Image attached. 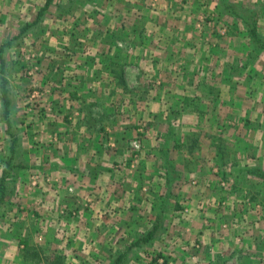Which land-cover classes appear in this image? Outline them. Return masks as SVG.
<instances>
[{"label":"crops","instance_id":"1","mask_svg":"<svg viewBox=\"0 0 264 264\" xmlns=\"http://www.w3.org/2000/svg\"><path fill=\"white\" fill-rule=\"evenodd\" d=\"M14 1L0 0V12L7 13ZM98 1V9L88 14L92 17L82 6L75 10L76 18L72 11H63L65 20H89L91 26L58 29L57 34L81 38L48 44L45 53L48 63L41 70L47 69L44 75L51 80L38 84L45 87L50 104L44 102L55 120L49 119L51 126L41 114L30 123L39 132L31 139L26 174L18 177L16 194L22 203L15 223L28 225L44 239L40 247L31 238L19 239V262L31 258L35 264H87L89 256H102L113 263L121 257L115 264H131L136 258L142 259L137 264H158L149 260L161 251L170 256L169 264H184L183 257L188 264L193 254L205 259L203 264H238L246 249L249 256L263 260L264 218L260 220L253 205L264 210V201L257 199H263L264 184L251 169L264 163V62L250 57L237 8L264 0ZM256 15L258 20L261 13L257 10ZM58 16L52 17L53 25ZM51 25L50 32L56 34L57 25ZM59 57L63 65L58 67ZM179 65L183 69L174 73ZM156 82V87L147 85ZM139 117L148 120L143 131L134 120ZM153 121L159 128L155 137ZM133 127L142 133H134ZM135 136H143L145 143L137 153L142 163L126 178ZM213 167L224 169L231 180L223 191ZM48 173L57 179L46 182ZM32 174L41 177L35 187ZM249 179L261 189L248 187ZM217 192L228 195L231 203L208 202L212 213L203 221L191 213L186 227L196 229L178 223L184 219L163 218L150 253L137 246L129 249L161 214L163 207L152 214L157 196L170 200L177 194L173 204L185 214L198 207L203 196ZM9 219L0 222L4 251L13 247L7 231L16 226ZM69 231L77 232L72 241ZM66 237L68 243L58 246ZM34 250L36 259L26 254ZM8 255L0 253L4 264Z\"/></svg>","mask_w":264,"mask_h":264},{"label":"rangeland","instance_id":"2","mask_svg":"<svg viewBox=\"0 0 264 264\" xmlns=\"http://www.w3.org/2000/svg\"><path fill=\"white\" fill-rule=\"evenodd\" d=\"M83 2V5H80L81 2L80 0H75V1H68V0H52L50 1V3L47 5L46 10L43 12L39 22L31 27H29L26 31H23L21 33V28L25 25V23L28 22H32L35 18L36 15L39 11V9L41 7H43L46 3V0H23V2L21 0H15L14 2L10 3V6L8 7L7 13L6 12H0V16L2 15V23H0V42L1 41H6L10 38H12L13 36L20 34L19 38L15 39L12 43V45L6 49L5 55L8 61V72H7V77H8V82H9V90H10V94L11 97L14 100V110H13V114H12V121L14 123V130L16 131V133H18V136L21 138V146L18 148L19 149V153L23 156V159H25V163L30 159V155L32 154L30 148L32 147V136L37 134L39 132V130H37L36 128L38 126H36V128H31L30 123L32 124L33 121L37 120V118L41 117V114L43 115V119L44 122H46L47 124L49 123V125H53V122H51L49 119L52 118L55 120L54 115L52 114L53 112L51 111V109H47L49 106L46 102H44L45 100L47 101V92L44 91L45 87L44 85H40L38 84V81H40L41 79H46L44 84L47 83L49 79L47 76H45L44 74L47 72L45 69L41 70V67L43 64L48 63L47 62V57L45 56V53H47V47L48 44L50 45H54L55 43L57 44H62L64 42H67V44L71 43V42H75L76 40H79L81 37L80 35H76L75 37L66 35V34H57V30L58 29H64L65 26H71L74 25L75 27H79L78 31L80 29H82V27H90V21L86 20L87 22H81V20H77V21H73L70 18L68 20H65L64 18L66 13H63V11H72V16L73 18H76V12L75 10L77 9H81V6L83 7V12L84 14H87V17H92L91 15H88L91 11L98 9L97 7H99L98 5L100 4V1L98 0H88L87 2L84 0H81ZM22 2V3H21ZM124 4V3H123ZM117 6H119V3H116ZM256 6H250L254 9L251 8V10L248 8L245 9H239L237 8V10L240 11L241 15L244 14H250L247 13L248 11L251 12H256L257 10L261 13V17L257 20V27H258V32L260 33L261 37L264 39V2L263 3H258L255 4ZM256 8V9H255ZM11 11H16L18 12L17 14H13L11 13ZM59 13H61L62 15H60ZM54 15H59L58 17H56L57 19V23H55V25H53V19L52 17ZM68 16V15H66ZM52 21V22H51ZM94 21V20H93ZM95 23V21H94ZM52 24V25H51ZM93 24V23H92ZM50 25L51 26H56V34H52L50 32ZM80 25V26H79ZM94 25V24H93ZM48 26H49V31H48ZM72 37V38H71ZM57 38H60V40H58ZM73 39V41L71 40ZM248 41V47H249V52H250V57H256L261 59V61L264 62V50L263 49H258L257 48V44L255 43L254 40H250L249 37L247 39ZM34 56V57H33ZM42 61V63H41ZM63 61V57H59V59L57 60V64L58 67L62 64ZM40 63V65H39ZM57 67V68H58ZM179 67V69H178ZM264 67V65H263ZM258 70H260V67H257ZM178 70H173L174 73H177L178 71L181 72V70L183 69L182 66H177ZM42 71V72H41ZM60 71V70H58ZM41 72V73H40ZM259 73V71H257ZM264 72V71H263ZM39 74V76H38ZM257 75V74H256ZM39 77V78H38ZM250 80V79H249ZM50 82V81H49ZM154 81L150 82L153 83ZM264 82V81H261ZM260 82V83H261ZM158 82L154 83V84H147L149 88H153L156 87L154 86L155 84H157ZM50 84V83H49ZM159 85V84H158ZM260 89L261 91V95L260 97H262L264 99V83H262L260 85ZM34 91H40L43 92V96L40 98H35V99H31L30 95L34 92ZM48 102V101H47ZM46 104V108H44L43 106H41L42 104ZM49 103V102H48ZM50 104V103H49ZM1 111H2V104H1V100H0V173H1V168L4 165V161L9 153V144H10V138L7 135V133L5 132V126L1 120ZM66 117V116H65ZM65 117H62V121L65 122ZM67 120V118H66ZM135 121H137V125L140 126V128L142 129L141 131L144 130V127L147 123L148 120L142 119V118H138V119H134ZM43 122V123H44ZM146 122V123H145ZM172 122H175V120H172ZM145 123V125H144ZM155 122H151V134H153L152 137H155L154 134L157 133L158 131V127L155 126ZM56 125H60V121L57 122ZM132 125V124H131ZM51 126L47 129H45L47 132H49ZM53 128H55V125L53 126ZM132 130L134 131V133H142V132H135L134 127L132 128ZM140 131V130H138ZM57 137V135H56ZM137 136H135L134 138H136ZM143 137V136H142ZM142 137H139L141 139V142L143 143V139ZM160 137L159 135L156 136ZM34 143V142H33ZM145 145V143H143ZM33 145V144H32ZM145 147V146H144ZM143 148V146H142ZM142 148L140 151H142ZM130 152V150H129ZM134 159V160H133ZM140 159H138V157L133 156L132 158V153H131V158L130 163H134V166L132 169H128L127 166V173L129 174H125L127 175L126 178L130 175H132L131 173H134V171H139L140 168L139 166L141 165L142 162H140ZM263 159V156H262ZM264 161V159H263ZM126 165V164H125ZM123 167L120 166V171H123L122 169ZM254 168H260L264 170V163L260 162L258 163ZM26 169V168H25ZM25 169L22 170H17L15 171L16 174V181L14 182V193L13 195L9 198V200L1 205L0 207V222L5 220V218H10L9 220H13V222H9V224L13 227H15V229H11L9 228L7 233L9 234V232H11L8 237L10 238V240L12 241V246L10 247L8 250H3V247L1 248V244H0V253H7L9 254L7 256V260H8V264H35L33 262V260L31 258H28L26 260L25 263H21L19 262V256H16V250L19 249V244H20V240L19 239H23V240H27L29 241L31 238L30 242H34V244H36L38 247H40L39 243H42L43 239H44V235L38 233L37 231L33 233V231L31 229H29V226L27 225L26 227L23 226H19L16 225V217L19 216L20 211H21V203L18 200V195L16 194V188H17V184L19 182H17L19 179L18 177H21L23 174H26ZM142 170V169H141ZM219 173V170H215V168L213 167L212 169V173L216 174ZM220 176V175H219ZM28 177V175H27ZM259 180H261L259 177H257ZM217 183L219 185V188L221 191H223L224 189H226V185H227V181L228 183H230V179L226 180H222L221 176L217 177ZM128 180V179H127ZM257 180V179H256ZM244 182H246L245 180H243ZM262 183L264 184V181L261 180ZM136 182H134L133 184H135ZM197 184V183H194ZM248 187L251 188H255L257 187L258 189H261L260 184L257 183V181L255 182V179L250 180L248 182H246ZM260 186V187H259ZM20 187V185H19ZM263 187V186H262ZM262 193L264 194V187L262 190ZM220 194V195H218ZM243 195V194H242ZM175 196H178L177 194H173L170 197V200L166 198L162 199L160 198V196H157V198L155 199V203L158 204L157 207L155 206H151L152 207V214L153 217L155 216V214H158V212H161V216L162 219L163 218H175L178 220L184 219L183 221H180L178 223H183L182 225H184V228H190L186 227L187 225H189V221L191 219V213H195L197 214V217L195 218H199L200 215L203 217L202 221L208 217L209 212L207 211L208 207L207 204L208 202H211V204H213V202H218V201H222L224 202L223 206L228 205V203H231V200L229 199V196H225L222 195L221 193L216 194L214 198L213 196L206 198L203 196V198L201 199V202L199 204L198 207H195V209H192L191 211H189V209L184 213H182V209L176 208V205L173 204V198ZM222 197H224L223 199H221ZM203 200V199H205ZM237 198V197H236ZM256 198V197H255ZM263 199H260L257 197L258 200L264 201V196L261 197ZM167 199V200H166ZM169 200V201H168ZM168 201V202H167ZM166 203H170L172 206H167ZM163 207V210L160 209ZM211 207H213V205H211ZM253 207H255L254 209L259 211L257 216H259L260 220L264 218V214L263 211L261 210V205L258 203H255L253 205ZM203 209V210H202ZM210 209V208H209ZM188 213V214H187ZM263 215H261V214ZM187 214V215H186ZM72 215V214H71ZM78 213H75V215H72L74 217H77ZM204 215V216H203ZM190 216V217H188ZM251 217V216H250ZM207 219V218H206ZM259 220V219H258ZM257 220V221H258ZM196 221V219H195ZM256 221V220H255ZM197 222V221H196ZM65 228V227H64ZM69 228H71V226H69L68 224V230H70ZM196 229L195 227H191L189 230L191 229ZM179 230L180 229H176ZM1 229H0V237L2 236L3 233H1ZM64 232V231H63ZM171 233H174L175 231H169ZM38 233V234H37ZM178 233V232H176ZM55 234V233H54ZM57 234V233H56ZM55 234V235H56ZM68 234H71V240H74V238H76L77 232L76 231H69ZM54 235V236H55ZM63 237V241H64V236ZM68 237H66V242H61L60 244H58V246H65V244L68 243ZM256 241L259 239L256 238ZM261 240V238H260ZM22 241V240H21ZM248 242V241H247ZM246 242V243H247ZM250 242V241H249ZM248 242V243H249ZM10 243V244H11ZM123 244L128 245V243L123 242ZM248 246H250L249 244H246ZM103 246V244H102ZM173 246V245H172ZM262 246H264V243L262 244ZM32 247V246H31ZM152 248V244L150 243H143L141 244L140 247L137 246V250H146V252H151ZM29 255V254H28ZM74 261H76V259L70 258ZM108 257H102V256H89L87 259H84L85 262H87V264H113L111 259L110 261L108 260ZM72 260L70 262H72ZM127 262L131 261V259H124ZM142 261L141 258H136V262L131 261V264L134 263H138V261ZM80 261V260H79ZM83 261V259H82ZM149 261H152L149 260ZM197 261V263H196ZM205 261V259H199V257H196L195 260H192L191 262H195L196 264H203ZM238 264H263L262 259L258 258V256L256 257L254 256H249V252L246 249L242 255L239 256V259L237 260ZM5 262L0 260V264H4Z\"/></svg>","mask_w":264,"mask_h":264},{"label":"trees","instance_id":"3","mask_svg":"<svg viewBox=\"0 0 264 264\" xmlns=\"http://www.w3.org/2000/svg\"><path fill=\"white\" fill-rule=\"evenodd\" d=\"M46 4L41 7L36 15V18L32 22L25 23V25L21 28V33L23 31H26L29 27L37 24L43 14V12L46 10L47 5L50 3V0H46ZM251 10V9H250ZM247 13L250 14H244L239 16L241 17V21L243 22V25L246 29L247 36L250 40H254L257 44L258 49L264 50V39L261 37L260 33L258 32L257 27V15L256 12L248 11ZM20 34H17L13 36L12 38L1 41L0 42V100L2 104V111H1V120L5 126V132L10 138V144H9V153L4 161V165L1 168L0 173V207L1 205L5 204L9 198L14 193V182L16 181V174L15 171L22 170L28 167L27 162L25 163V159H23V156L19 153V147L21 146V138L18 136V133L14 130V123L12 121V114L14 110V100L11 97L10 90H9V82L7 77L8 72V61L5 55L6 49L9 48L13 41L17 38H19ZM134 152H132V158L134 156ZM130 165V160L128 163V166ZM220 174L217 172L216 175H220L222 180L227 181V175L226 171L220 168L218 169ZM251 173L254 174L256 177H259L261 180L264 181V170L260 168H253L251 169ZM227 184L228 181H227ZM226 188H228V185H226ZM161 219L162 216L158 214L155 217V221L150 227L149 230L145 232V234L139 236L136 238V240L132 243L130 248H133L134 246L140 247L143 243H150L153 244V239L161 234ZM29 248L26 246V249ZM33 254H29L26 252L28 257H33V259L38 258V253L32 251ZM195 252V251H194ZM196 257V255H195ZM198 257V256H197ZM115 260L113 264H115L118 261H121L122 259ZM161 258L163 260L162 263L158 262V259ZM170 256L168 254H165L164 252L159 251L158 254L155 256H152V262H158V264H169ZM189 261L182 258V262L186 264V261ZM264 260V259H263ZM262 260V261H263ZM61 262V259H58V263ZM197 263V261H196ZM195 262H188V264H196Z\"/></svg>","mask_w":264,"mask_h":264},{"label":"built area","instance_id":"4","mask_svg":"<svg viewBox=\"0 0 264 264\" xmlns=\"http://www.w3.org/2000/svg\"><path fill=\"white\" fill-rule=\"evenodd\" d=\"M34 57V56H33ZM31 99H35V98H40L43 96V92H40V91H34L31 95H30ZM131 147L133 149V152L135 153L134 156L137 157V153L141 150L142 148V142H141V139L139 137H136L133 139L132 143H131ZM134 160V159H133ZM134 166V163H130V165L128 166V169H132ZM41 179V177L39 178V175L38 174H32L31 177H30V183H31V186L35 187L38 185V181ZM45 181L46 182H51L53 181V179H57V176L56 175H53L52 173H48V175H46L44 177ZM72 215H75V213H71ZM195 255H191L190 257V260H195ZM158 262L159 263H162L163 260L161 258L158 259Z\"/></svg>","mask_w":264,"mask_h":264}]
</instances>
